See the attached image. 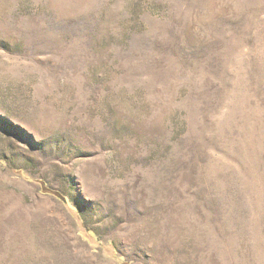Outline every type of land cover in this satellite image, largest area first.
Masks as SVG:
<instances>
[{"label": "rangeland", "instance_id": "rangeland-1", "mask_svg": "<svg viewBox=\"0 0 264 264\" xmlns=\"http://www.w3.org/2000/svg\"><path fill=\"white\" fill-rule=\"evenodd\" d=\"M0 264H264V0H0Z\"/></svg>", "mask_w": 264, "mask_h": 264}, {"label": "trees", "instance_id": "trees-1", "mask_svg": "<svg viewBox=\"0 0 264 264\" xmlns=\"http://www.w3.org/2000/svg\"><path fill=\"white\" fill-rule=\"evenodd\" d=\"M47 193H49V194H51V195H54V196H56V197H59L60 199H64V198H62L58 193H56V192H53V191H46Z\"/></svg>", "mask_w": 264, "mask_h": 264}]
</instances>
